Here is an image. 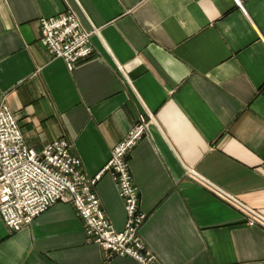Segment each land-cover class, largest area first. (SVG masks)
I'll list each match as a JSON object with an SVG mask.
<instances>
[{
  "label": "crops",
  "instance_id": "1",
  "mask_svg": "<svg viewBox=\"0 0 264 264\" xmlns=\"http://www.w3.org/2000/svg\"><path fill=\"white\" fill-rule=\"evenodd\" d=\"M70 9L95 30L74 70L41 42L40 19ZM4 97L30 147L66 138L92 176L144 114L128 163L147 248L161 264H264V0H0ZM95 188L123 230L115 181ZM85 228L62 201L20 231L0 220V264H142L108 259Z\"/></svg>",
  "mask_w": 264,
  "mask_h": 264
},
{
  "label": "built area",
  "instance_id": "2",
  "mask_svg": "<svg viewBox=\"0 0 264 264\" xmlns=\"http://www.w3.org/2000/svg\"><path fill=\"white\" fill-rule=\"evenodd\" d=\"M42 44L54 58H63L70 70L91 59L95 30L83 28L73 9L40 19ZM146 116L112 149L105 167L89 175L82 160L71 153L66 138L56 139L41 151L30 147L22 126L4 97L0 101V220L13 231L30 225L55 203L70 202L86 226V239L99 244L106 257L131 256L142 264H161L146 246L141 228L147 213L140 208V195L132 178L128 155L148 131ZM108 175L118 186L127 213L125 228L118 230L101 206L96 191L99 180ZM249 224L260 214L249 209Z\"/></svg>",
  "mask_w": 264,
  "mask_h": 264
}]
</instances>
